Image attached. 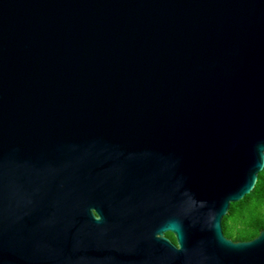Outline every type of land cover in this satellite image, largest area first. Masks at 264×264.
Here are the masks:
<instances>
[{
  "label": "water",
  "instance_id": "obj_1",
  "mask_svg": "<svg viewBox=\"0 0 264 264\" xmlns=\"http://www.w3.org/2000/svg\"><path fill=\"white\" fill-rule=\"evenodd\" d=\"M263 166L264 0H0V264H264Z\"/></svg>",
  "mask_w": 264,
  "mask_h": 264
},
{
  "label": "trees",
  "instance_id": "obj_2",
  "mask_svg": "<svg viewBox=\"0 0 264 264\" xmlns=\"http://www.w3.org/2000/svg\"><path fill=\"white\" fill-rule=\"evenodd\" d=\"M222 231L232 240H248L264 229V166L254 187L238 201L231 202L221 220ZM172 241V233L167 232Z\"/></svg>",
  "mask_w": 264,
  "mask_h": 264
}]
</instances>
